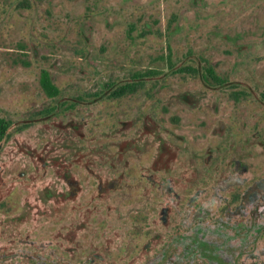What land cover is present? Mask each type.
I'll return each mask as SVG.
<instances>
[{
    "label": "rangeland",
    "instance_id": "obj_1",
    "mask_svg": "<svg viewBox=\"0 0 264 264\" xmlns=\"http://www.w3.org/2000/svg\"><path fill=\"white\" fill-rule=\"evenodd\" d=\"M41 70L58 98L41 91ZM151 70L123 97L94 101ZM263 93L264 0H0V118L10 124L0 141V248L10 257L19 248L4 231L29 253L57 233L75 236L78 257L89 241L117 248L138 209H158L171 193V214L194 197L213 208L229 197L232 163L249 181L264 177ZM65 172L79 181L74 202ZM99 179L119 184L100 194ZM44 187L68 199L49 204L56 215L38 201ZM90 211L89 230L76 231Z\"/></svg>",
    "mask_w": 264,
    "mask_h": 264
},
{
    "label": "flooded vegetation",
    "instance_id": "obj_2",
    "mask_svg": "<svg viewBox=\"0 0 264 264\" xmlns=\"http://www.w3.org/2000/svg\"><path fill=\"white\" fill-rule=\"evenodd\" d=\"M188 67L183 68L187 74L193 75L199 71L191 67L194 70H192L193 73H190ZM204 72L218 88L228 85L224 79L217 77L211 69L205 68ZM137 75H134L131 82L126 84L106 85L103 92L93 95L94 101L102 100L107 96L111 99L123 97L126 94L119 97H114L113 94L116 90L125 91L124 87L127 84L137 81L135 80ZM219 80L221 82H218ZM141 82L136 87L143 85L145 79ZM107 89H110V93H107ZM241 94L242 92H237V95ZM263 94L262 100L264 101ZM74 106L71 103L68 107ZM58 107L59 105L54 106L56 110ZM56 110L49 111L48 108L45 114L55 113ZM5 121L8 124V130L5 137L0 141L8 137L10 124L9 121ZM202 163L206 164L205 162ZM231 166V174L224 178L222 185L223 190L230 189L229 197H220L219 201L214 203L213 208L203 204H195L194 197L189 198L186 203L183 202L182 208H178L176 213L171 214L173 203L178 200V195L171 193L173 201L163 204L158 209H148L147 211H143L144 207L138 209V214L134 217L136 222L133 224L130 238L125 239L123 237L120 239L117 248L110 249L108 242H103L100 247L99 245L94 246L89 241L86 251L84 250L78 257H74L78 251V247L74 246L78 245L75 236L66 237L64 235V237L56 233V236L60 238L59 240L42 242L37 251L29 253L26 249L27 240L19 239L20 234L14 232L6 234L4 231L3 240L8 242L12 248L17 246L19 248L15 250L17 254L15 253L16 255L10 257L6 254L8 253L7 248L1 247L0 264H9L8 262L15 258L17 260L11 264H264V177L249 181L243 173H240V162H234ZM59 178L66 187L68 186L71 196L69 200L74 202L81 194L78 186L79 181L74 179L69 172L60 174ZM118 184L116 180L105 181L104 183L103 180H100L97 191L100 194H105L115 190ZM53 188V191L49 187L42 189L43 195L41 198L38 197V201L40 199L43 207L49 206L53 202L68 201L61 191H56V188ZM52 208L55 206L49 208L51 211L47 214L48 217L56 215V212L52 213L54 211ZM75 209L73 208V210ZM80 213L81 220L76 224V231L89 230L95 218L94 212ZM38 214L40 213L38 212ZM142 215H150L152 219L148 223L144 217V221L141 222ZM63 247L67 248L64 250ZM56 250H62L63 255L68 254V258L64 261L62 257L56 259Z\"/></svg>",
    "mask_w": 264,
    "mask_h": 264
},
{
    "label": "trees",
    "instance_id": "obj_3",
    "mask_svg": "<svg viewBox=\"0 0 264 264\" xmlns=\"http://www.w3.org/2000/svg\"><path fill=\"white\" fill-rule=\"evenodd\" d=\"M189 68V72L190 73H193L192 70H194L193 68L191 67H188ZM154 73L151 71V72H147L146 74H142V75H137L135 78V80H137L135 83H131V84H127L125 87H124V90H121V91H118L116 90L115 93L113 94L114 97H119V96H122L124 94H127L128 92H131L134 90V88L138 85V84H141L142 80L145 78V77H151ZM213 79H215V77H212ZM218 80V79H216ZM38 81H39V86H40V89L41 91L43 92V94L50 98V99H54L56 97L59 96L60 94V90L53 84V82L51 81V78H50V75L47 71H41L40 74H39V78H38ZM218 82H221L220 80ZM94 95H97V94H94ZM263 97H264V94H263ZM56 108H52V109H49V111H55ZM8 130V124L7 122L4 120V119H1L0 118V140L5 137L6 135V131Z\"/></svg>",
    "mask_w": 264,
    "mask_h": 264
}]
</instances>
